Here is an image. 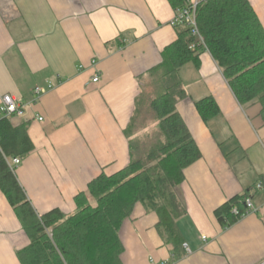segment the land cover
Masks as SVG:
<instances>
[{
	"label": "crops",
	"instance_id": "obj_1",
	"mask_svg": "<svg viewBox=\"0 0 264 264\" xmlns=\"http://www.w3.org/2000/svg\"><path fill=\"white\" fill-rule=\"evenodd\" d=\"M248 1L264 28V0ZM176 11L169 0H0V105L5 95L27 105L9 120L34 145L19 166L8 164L39 216L74 214L93 180L129 165L126 131L143 83L178 40ZM198 55L180 70L188 98L177 105L201 151L180 186L187 213L176 224L187 256L175 259L160 217L138 204L120 230L122 264H264L261 106H242L210 52ZM50 82L55 89L33 104L35 88ZM208 97L221 113L205 122L196 103ZM245 194L258 213L223 228L216 211ZM30 242L0 189V264H21Z\"/></svg>",
	"mask_w": 264,
	"mask_h": 264
},
{
	"label": "trees",
	"instance_id": "obj_2",
	"mask_svg": "<svg viewBox=\"0 0 264 264\" xmlns=\"http://www.w3.org/2000/svg\"><path fill=\"white\" fill-rule=\"evenodd\" d=\"M169 1L176 9L188 5V0ZM197 20L206 49L236 99L242 106L259 104L264 122V28L250 2H200ZM177 28L178 40L164 50L161 65L151 71L157 79L154 94L143 87L126 131L129 165L113 176L102 174L93 180L76 197L74 214L66 216L58 209L37 214L8 164V159L28 157L34 145L25 127L0 118V189L31 241L18 253L21 264H122L120 230L138 204L160 217L159 230L174 247L175 259L187 256L176 224L187 213L180 186L185 170L201 159V151L177 110L178 103L188 98L180 70L197 63L205 48L192 51L190 30ZM196 108L205 122L221 113L212 97L197 102ZM149 125L159 131L155 140L138 135ZM248 199L247 194L236 196L216 211L223 228L241 220L233 210L243 212Z\"/></svg>",
	"mask_w": 264,
	"mask_h": 264
},
{
	"label": "built area",
	"instance_id": "obj_3",
	"mask_svg": "<svg viewBox=\"0 0 264 264\" xmlns=\"http://www.w3.org/2000/svg\"><path fill=\"white\" fill-rule=\"evenodd\" d=\"M199 3H188L183 8H179L176 11V15L172 21V25L174 27H186L190 30L191 36L194 39V41L190 45V49L192 51H196L198 47H204L205 42L203 40V37L199 30L198 20H197V7ZM207 50V49H206ZM92 66L96 67L97 62L92 61ZM84 67H80L81 70H83ZM100 80L99 75L97 74L96 77L93 79V83H98ZM55 89V86L50 82L47 84L46 88L43 87H37L34 90V100L33 104H36L39 99L48 93L49 91H52ZM27 108V105L23 104L20 99L16 98L13 95H5L2 99L1 105H0V118H11L13 116L21 117L25 113V109ZM13 167H17L21 164V160L19 158H14L10 162ZM259 188L262 186L259 185ZM258 213L256 208L254 207L251 200L246 201V208L243 212H240L237 208L233 210V214L239 219H243L244 217ZM50 237H52V233L49 232ZM203 241H207V237H202ZM151 264H156L154 260L151 259ZM161 264H168L167 262L161 263Z\"/></svg>",
	"mask_w": 264,
	"mask_h": 264
},
{
	"label": "rangeland",
	"instance_id": "obj_4",
	"mask_svg": "<svg viewBox=\"0 0 264 264\" xmlns=\"http://www.w3.org/2000/svg\"><path fill=\"white\" fill-rule=\"evenodd\" d=\"M157 83V79H154L153 77L149 76L145 82L143 83V87L148 91L150 94H154L155 88L154 85ZM246 107V106H245ZM138 135L145 139L146 137H152V139H156V136L159 135V131L155 129L153 125H149V127L141 132L138 133ZM145 137V138H144ZM235 159V158H234ZM52 233L51 231H49Z\"/></svg>",
	"mask_w": 264,
	"mask_h": 264
}]
</instances>
